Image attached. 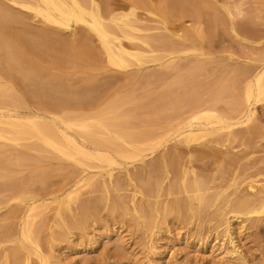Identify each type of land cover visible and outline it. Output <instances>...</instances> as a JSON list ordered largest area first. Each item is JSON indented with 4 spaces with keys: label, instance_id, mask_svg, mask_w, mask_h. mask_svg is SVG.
I'll return each mask as SVG.
<instances>
[{
    "label": "rangeland",
    "instance_id": "1",
    "mask_svg": "<svg viewBox=\"0 0 264 264\" xmlns=\"http://www.w3.org/2000/svg\"><path fill=\"white\" fill-rule=\"evenodd\" d=\"M0 1L7 9L11 8L8 10L13 14L17 13L18 22L10 24L11 27L8 25V29L3 27V33L10 39L14 37L20 47L23 44L21 50L24 49L23 56L28 64L24 67H28L31 74L29 80L22 81L19 73L13 72L7 77L0 73V114L31 113L39 116L38 120L44 124L52 123L50 119L57 117L58 120L77 117L74 119L77 120L83 116L90 120L88 123L93 124V129L96 126L95 130L91 128L96 139L111 138L112 141L113 136L119 137L122 133L123 136L142 133L155 138L165 132L171 138L174 126L189 120L190 113L200 109L210 110L222 119L239 118L243 115L245 86L264 64V0H184L185 6L172 11L164 9L158 0H152L154 8H163L156 12L159 16L169 19L171 15L172 18L166 25L168 33L161 25L153 26L154 23L148 22L147 32L151 33L153 26L155 34L148 35L145 31V35L160 37L166 34L171 43H176L177 48L173 50L177 51L171 54L165 45L158 46V50L154 49L153 53L146 54V59H141V64L127 59L126 68L110 65L96 36L81 25L68 30L57 28L33 17L31 11L20 9L16 1L15 5L11 0ZM140 13L144 14H139L144 19L146 13ZM148 17L145 19H152ZM142 33L144 35V31ZM27 35H32L33 40L36 38L33 42L37 45L31 42L29 45L25 41L30 39ZM35 45L41 49H36ZM130 45L124 43L125 47ZM55 89L62 91V95L51 94ZM84 91L87 97L91 94V99L69 101V96L65 95ZM62 98L67 99L63 101ZM95 119L108 125L107 129L98 127L99 121ZM68 131L72 135L78 132ZM224 132L216 139L207 136L187 147L172 140L151 154L149 150L142 151V161L118 158L117 162L127 172L122 168H118L122 169L120 171L114 169L111 181L115 182H109L110 185L104 173L98 174L102 177L93 176V182L92 178L80 180L89 168H79L60 156L55 157L42 146L39 147L43 150L33 148L31 142L22 141L16 145L0 140V264H43V261L49 264H241V260L246 264H264V207L261 208L255 199L263 194L264 188V99L254 106L251 121L227 131L229 137ZM89 162L86 165L97 163ZM82 169H85L83 174ZM93 172L96 171L92 168ZM154 176L156 183L151 179ZM181 176L185 177L181 179ZM144 177H149L150 182L149 178L141 180ZM195 178L202 184L200 192L189 187ZM184 179L187 184L183 183ZM154 183L158 185L156 190ZM186 185V189L192 191L189 189L185 193ZM249 185L253 192L248 191ZM169 186L174 189L170 190ZM196 196H202L205 205L199 204L194 199ZM231 199L236 204L244 202V206H238L239 211L244 209L240 212H250L233 219L229 212L234 205L232 202L230 205ZM92 202L99 205L98 211ZM89 203L93 205L88 207ZM171 203L176 204L175 208L178 205L176 209L180 213L177 210L162 212L163 205L167 208ZM29 204H33L35 211L33 209L27 218L24 208ZM81 204L88 205V215H80ZM57 206L63 211V221L73 224L79 220L81 225L66 231L63 222L54 217ZM154 206L158 207L157 212ZM91 207L93 214H90ZM141 211H146L152 219L148 228L140 223ZM226 220L230 222L232 236L241 251V260L227 258L221 262L216 253L208 251L213 244L221 242L222 223ZM25 223L30 228V241L26 240L29 243L19 238L20 227ZM58 234L55 240L54 235ZM34 240L38 243L37 250L32 244Z\"/></svg>",
    "mask_w": 264,
    "mask_h": 264
},
{
    "label": "bare ground",
    "instance_id": "2",
    "mask_svg": "<svg viewBox=\"0 0 264 264\" xmlns=\"http://www.w3.org/2000/svg\"><path fill=\"white\" fill-rule=\"evenodd\" d=\"M15 1H16V5H19V8L20 9H25L27 11H31L33 17L40 19L43 23H47V24L53 25V26H55L57 28L58 27L59 28H63L65 30L71 29V28H73L76 25H81L86 30L88 29L89 32H92V34H94L96 36V38H97L96 41L99 42L100 47H101V49L103 51V54L106 57L107 62L110 65H112L114 67H117V68H126L129 65V62L127 60L129 58H130V60L131 59L132 60H135V63H137V64L140 63L141 64L142 63V60L141 59L142 58H145L146 54L153 53L154 49H157L158 50V48H156L158 46L165 45L164 46L165 49H167V48L169 49L168 52L170 51L171 54L173 52L176 53L177 50H175V51L173 50V47L175 48V46H176L175 45L176 43H173L174 42L173 41V38L174 37L172 38V41L173 42L171 43L168 40L169 38L165 37L166 34H164V36H161L160 35V37L147 36V34L145 35V31L147 32V30H149L150 27H147L146 23H148V22L154 23L153 26L155 24H159L158 26L161 25L162 28H163V30H164V32L165 33L166 32L168 33V30L166 29V25L169 24V21H170L169 19L172 18V16L170 15L171 14V11L173 9L175 10V8L178 9V7L179 8H182L183 6H185V5H183L184 4V0H158V2H159L158 4L162 5V7L164 9L167 8V9H170L171 10L170 11V14H169L170 16L168 15L169 16V19H166V18H164L163 16L160 15L161 17H163V18H161L156 13L157 11H159L158 9H163V8H158L159 6L158 7L155 6L156 8H154V4L152 3L153 2L152 0H20V1L18 0L19 2H17V0H11V2H13L12 4L15 5ZM0 3H1L0 4V73L2 72L3 75L5 74L4 76H6V75L9 76L11 73L15 72L17 74L18 73L20 74V80H22V81L29 80L30 70H29L28 67H24L25 65H28V64H27V61L25 60V58L23 56V51L22 50H24V49L21 50V47H22L23 44L21 43V47H20V42H18L17 40H15L14 37H12L10 39L9 37L5 36L4 33H3V30H5V28L3 29V27H6L7 26V29H8V25H9V27H11L10 24H12L14 22H18V19L19 18L16 17L17 16L16 15L17 13H14L13 14V11L12 10H11L12 12L10 10H8V9H11V8L8 7V9H7V7H6L7 5L4 6L5 4L3 2H1V1H0ZM185 3H186V1H185ZM194 4H196V3H194ZM184 10H186V9H184ZM140 12H142V13L145 12L146 13L145 18H147V16H149L150 18H152L150 16V14L151 15H154L155 18L153 17L152 19H145V18L142 19L141 17L144 14L142 15ZM160 12H162V11H160ZM139 14H141L142 16L139 15ZM156 14H157V16H156ZM180 14H182V12ZM183 17H185V16H183ZM177 18L179 19V17H177ZM148 26H151V25L149 24ZM153 26H152V31L154 29ZM155 27H157V26H155ZM143 31H144V35H142L143 34L142 33ZM152 31H151V33H152ZM191 32H189V33H191ZM149 33H148V35H149ZM31 36H28L27 35L28 39H29V37H30V39L29 40L26 39L25 41L28 42V44H29V42H31L32 45L33 44H36V43H34L35 40H36V38H35V40H33V38ZM38 36L37 35L36 36L34 35V37H38ZM169 36H170V34H169ZM87 37H84V39L87 38ZM88 38H90V37H88ZM189 38H190V36H189ZM23 39H25V38H22V40ZM123 41H124V43L127 42L129 45L131 44L130 47H129L131 49H129L127 46L125 47ZM181 43L182 44L180 46L182 47L183 46V42H181ZM173 44H174V46H172ZM32 45L29 46V48L31 47V49H32V47H33ZM36 45H35V48L36 49H39V48L41 49V47L37 48ZM176 48H177V46H176ZM27 49H28V47H27ZM97 50H98V48H97ZM162 50H164V49H162ZM153 56L152 57L150 56V57L151 58H154ZM147 57H149V56H147ZM195 66H197V65H195ZM2 90L3 89H1V92H4V90L3 91ZM91 91H92V89H91ZM52 93H54L56 95L59 94V96L62 95V94H60V93H62V91H59V89L53 90V92H51V94ZM95 93H96V91H95ZM79 94L76 95L75 93L74 94L67 93L65 95H68L69 96V97L66 96V97H68V100L69 101H70V99H72L73 101L74 100H78V99H82V101H83V99H85V98L91 99V97H90L91 94L89 95V97H87L88 94L85 93V91L83 93H81L80 95ZM161 98H162V96H161ZM62 99H63V101H65L67 98L66 99L65 98H62ZM262 99H264V64L260 65V68L258 69V71L254 74V76H252L251 80L245 86L244 109H243V115L241 117L234 118V119H222L220 117H217L210 110H201L200 109L197 112L195 111V113H193V111H192L190 113V117H189L190 119L189 120L187 118V121L185 119V122L184 123L181 122L182 123L181 124L179 122V123H177L174 126V129H175L174 131L175 132H174L173 137H171V138H169L170 135H168L167 132L162 133L158 137H155V138H151L149 135L148 136H144L142 133H141L142 135L140 134L139 136L137 134H127V133H126L125 136H123L124 133H122V135L120 133L121 136H119V137L116 134L115 135L117 137H114L113 136L114 139L112 138V141L113 142H115V141L117 142V143L116 142L113 143L111 141V138H110V140L109 139H104V140L96 139L97 136L94 137L95 133L93 132V130L96 129V126H95V129H93V127H94L93 124L91 125L90 123H88V122H90V120L89 119H87V120L86 119H83L82 118L83 116L80 117V119H77V120H74L77 117H74V119L70 118L71 120H69V119H63V120L62 119H59L58 120L57 119L58 117H57L55 120L54 119H50V120H52V121H50L52 123L49 124L48 122H46L47 124L46 123L44 124L43 122L41 123L40 120H38L40 118L39 116H36L34 114H31V113H21V112L20 113L19 112H9L8 113L7 112V113L0 114V140L1 141H4V142L6 141L9 144L10 143L11 144L14 143L16 145L18 143L20 145V142H22V141L31 142L29 144L30 145H33L32 147L35 148V149H42V147H43L44 149L49 150L50 153L51 152L54 153L55 154V157L57 156L58 158L61 157L64 160H68V161H70V163H72V164L74 163L75 165L79 166V168H80V166H81V168L82 167L83 168H89L88 171L86 170L87 172H85V174H83V172L85 171V169H82L83 171L80 170L81 171V174H83V177H81L80 180H82V181H85V179H88L89 180L93 176L95 177L96 174L98 175V174L104 173L105 175H103V176L104 177L107 176V179H108L107 184L109 182H112V184H113L115 181L113 179L112 180L114 182L111 181V178H113L112 171H114V169L119 170L118 168H122L123 169V167L117 162V159L118 158H120L121 160H130L131 162H133V161H142L141 160V158L143 157V155H141V152L142 151L149 150L150 151V154H151L152 152L160 149L161 147H164L165 145L167 146V143L172 142V140L173 141H176L177 144L179 142L180 144H183L184 147L185 146L187 147L190 143L195 142V141H198L199 139H202L204 137L206 138L207 136L208 137L209 136H212L213 138L216 139V137H218L221 134H223V131H225L226 133H228L227 131L230 132V130L233 127H235L237 125H240V124H244V123H246L248 121H251V118L253 117V114H254V106L260 100H262ZM84 101H86V99ZM156 102H157V100H156ZM153 104H154V101H153ZM189 108H191V107H189ZM193 108L191 110H195ZM236 111H234V112H236ZM230 112H231V110H230ZM97 117L98 116H96V118ZM89 118H92V116L89 117ZM94 118L95 117H93V119ZM99 120L100 119H98V120L95 119L96 122H98ZM92 122H94V121H92ZM100 123H101V121H99V123H97V124L94 123V125L96 124L98 127L100 126V128H101V126H103L104 129L105 128L107 129L108 125L106 126L104 122H103L104 124L103 123L100 124ZM103 128H101V129H103ZM72 129L75 130V131H73V133L78 131L77 133H74V134H78L79 133L78 136L75 137L74 134L72 135L71 133H69L68 130H70V132H72L71 131ZM107 132H110V131H107ZM249 133H251V132H249ZM96 135H98L97 132H96ZM229 136H230V134L228 133V136L227 137H229ZM29 140H32V141H29ZM139 140H142V141H139ZM221 140H222V138H221ZM143 142H147V144H145ZM173 143H175V142H173ZM5 144H7V143H5ZM26 145H28V143ZM39 146H42V147L40 148ZM28 147H29V150L30 149H31V151L33 150L32 148H30L29 145H28ZM129 147H130V149H127ZM26 148H27V146H26ZM175 150L176 149H174L172 152H175ZM34 151H36V150H34ZM138 156H140L139 157V160L138 159L134 160ZM167 156L168 155H166V157ZM20 157H18V160L21 159ZM162 158H163V156H162ZM207 158H208V156H207ZM85 160H87V161H85ZM88 161H90V162L91 161H94V162L96 161L100 165L97 166V163L93 165L92 162L91 163L89 162L90 164L87 163V165H86V162H88ZM235 161H237V160H235ZM160 162L162 163V161H160ZM164 162H163V164H165ZM194 162H195V160H194ZM90 165H92L91 167L93 168V170L95 169V171H96V172H93V174L91 173L92 172V168H90ZM169 166H171V163H170ZM95 167H98L99 170H97V168H95ZM156 167L153 166V168H156ZM90 169H91V171H90ZM122 169H120V170H122ZM186 169H188V168H186ZM124 170H125V168L123 169V171ZM150 170H152V169H150ZM188 170H190V169H188ZM125 171L127 172V170H125ZM162 172H164V171H162ZM147 173H145V174H147ZM151 173H149L147 175H151ZM166 173L167 172H165V174ZM183 174L185 175L186 172H184ZM80 176H82V175H80ZM98 177H102V176H99L98 175ZM149 177H151V176H149ZM184 177L185 176H183V177L181 176V179H183ZM146 178L145 179H141V180H143V181L144 180H147L148 178L147 179ZM103 179L105 180V178H103ZM151 179L154 182L155 181L157 182L156 176H154V178L152 177ZM151 179L149 178L148 181L150 182ZM82 181H81V183H84ZM90 181L93 182L94 179L92 178ZM101 181L102 180H100V182ZM153 181H152V184H153ZM76 182L77 181H75L74 183H76ZM186 182H185V179H184V182L183 183H186ZM198 182H199V184H198ZM201 182H203V181H201ZM88 183H87V185H88ZM90 184H91V182H90ZM90 184H89V186L93 185V184H91V185ZM101 184L103 185L104 182L103 183L101 182ZM101 184H100V186H101ZM189 184H190V182L188 183V185ZM109 185H110V183H109ZM188 185L184 186L185 189H186V187H188ZM76 186H74V187L76 188ZM140 186L143 187V184H141ZM154 186H155V190H156V188L158 187V185H157V187H156V184ZM154 186H151V189H153L152 187H154ZM160 186H161V184L159 185V187ZM201 186H202V184L200 185V180L198 181V178L195 180V182H193L192 185H189V187H192V190H194L195 192L196 191H199L200 192V190H201L200 187ZM171 187L172 186H169V189ZM172 188L170 190H173L174 189V188L173 189ZM248 188H249L248 191L249 190L252 191V189H253L251 185H249ZM72 189H74V188H72ZM176 189H177V187H176ZM189 189L190 188L186 189L184 192L185 193H186V191L189 192L191 190V189L190 190ZM71 190H70V192L73 191V190L72 191ZM74 190H76V189H74ZM143 191H144V189H143ZM261 191H262L263 194H261V193L258 194L259 193L258 192L257 193L258 196L255 199L257 200V203L259 204L260 207L261 206L264 207V188L263 187H262V190ZM144 193L147 195V192H144ZM168 193H170V192L168 191ZM148 194H149V192H148ZM149 197H151V196L149 195ZM201 197L202 196H200V197L197 198V196H196L195 198L194 197L193 198L194 199H197L198 202H199V204H201V203L203 204L205 201L202 202V200H204V199L201 198ZM232 200L233 199H231V201H229V200H227V201L230 202V205H233V204L235 205L236 203L235 202H232ZM249 200H246L245 203H248L247 201H249ZM256 200H254V201H256ZM238 201H236V202H238ZM29 202L31 203V201H29ZM119 202H120V200H119ZM121 202H123V200ZM92 203L95 204L96 202L95 203L92 202ZM242 203H244V202H242ZM242 203L241 202L239 204L237 203L236 206L233 205L234 207L232 206V208L230 209L229 212L231 214H233L232 215L233 216L232 217L233 219L234 218L237 219L241 215L248 214L250 212V211L249 212H244V213L240 212V211H243L244 210L243 209L244 207L242 208L243 210H240V211L238 210V208L240 209V207H238L239 205L244 206ZM93 204H90L89 203V206L87 204L86 205L81 204L83 206L80 205L81 208L79 207V209H80V212L79 213H81L80 215H84V214L88 215L87 212H88L89 209H87L86 206L90 207V205L92 206ZM177 204H178V202H177ZM95 205H96V207L99 206L97 204H95ZM116 205H117V203H116ZM167 205L168 204H166V207H167ZM175 205L171 203V205L168 206L167 208H165V206L163 205L164 209L162 207V209H163L162 212L164 211V214H166V212L167 213H171V212L176 211L177 210L176 208H177V206L179 204L176 206V208H175ZM203 205H205V203ZM122 206L123 205L121 204V207ZM132 206H133V201H132ZM33 207H34L33 204H29V205H27V207L24 208L25 209V214H26V217L27 218L29 216V213H31L30 215H32V210L33 209L35 211V208H33ZM119 207H120V205H119ZM154 207H155L154 208L155 209L154 211H156V207L157 206H154ZM158 207H159V205H158ZM57 208H56L57 210H55L56 212L54 211L55 212L54 217L58 218V220H61L63 222L62 225L64 226L63 228H65V230L67 229L66 231H69L68 229L71 228V227H73V226H79V225H81L80 224L81 221H79V220L77 222L74 221L75 223H73V224L66 223L65 219L63 221L62 218L64 217V215L61 214V212H63V211L60 210L61 209L60 207L57 206ZM125 208H127V207H125ZM134 208L135 207H133V209ZM179 208H180V206H179ZM253 208L254 207H252V209ZM86 209H87V211L85 212ZM140 209H141V207H140ZM112 210H113V208H112ZM124 210L125 209H123V211ZM127 210H128V208H127ZM145 210H146V208H145ZM147 210H148V207H147ZM152 210L153 209L151 208L150 212H153ZM190 210H193V209L190 208ZM91 211H93L92 207H91V210H90V214L91 213L93 214V212H91ZM97 211H98V207H97ZM134 211L136 212V209ZM95 212H96V209H95ZM144 212L141 211L140 212L141 214L139 212L137 214V216L140 214L139 217L140 218H143L142 219V222L140 221V223H143V225L141 224L142 227L143 226L146 227L147 225L149 226L150 225V222H152V219H150V216L146 215L147 214L146 211H144ZM178 212L180 213V211H178ZM194 212H196V211H194ZM97 213L98 212H96V214ZM200 213H201V210H200ZM86 215H85V217H86ZM167 215H169V214H167ZM82 217H84V216H82ZM27 218H26V220H28ZM164 218H166V217H164ZM29 220L31 221L32 218L29 219ZM139 220H141V219H139ZM154 222L155 221H153V224L152 223L151 224L154 225ZM33 224H35V223H33ZM222 225H223V228L221 229L222 232L220 231L221 233H223V235H221L222 236V240H221V242H218L217 244H213L211 247H209V250H208L209 253L210 254H215L216 253L215 254L216 257H218L219 258L218 260L221 261V262L224 259H227V258H229L231 260L233 259L235 261L241 260V258H242L241 257V251H240V249H239V247L237 245V241L234 238L235 236L234 237L232 236V234H233L232 231L233 230L230 228V222L228 220H226L224 223H222ZM28 226L25 223V225L23 227H20L22 229H21V232H20L21 233V237H19V238L21 240L24 239L25 242H28L26 240H29L30 239V228ZM148 226H147V228H148ZM240 227L242 228L243 226H240ZM80 228L79 227H76V229L81 230ZM149 229L152 230V228H150V227H149ZM65 234L67 235L68 232L65 233ZM61 235H63V234H61ZM57 237L59 238V234H58V236L57 235H54V239L55 238L57 239ZM63 237H65V236H63ZM19 242H21V241L19 240ZM32 244L34 245V247L36 248V250L39 249L38 248V245H37L38 243L35 244V240H34V242L32 241ZM242 262H244L243 260H241L240 263L241 264H246V263H242ZM43 264H49V263L46 262V261H43Z\"/></svg>",
    "mask_w": 264,
    "mask_h": 264
}]
</instances>
